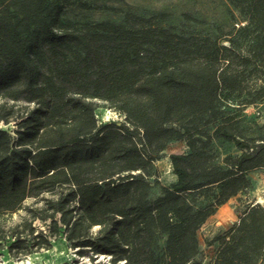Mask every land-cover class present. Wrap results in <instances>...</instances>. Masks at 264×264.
<instances>
[{
  "label": "trees",
  "instance_id": "1",
  "mask_svg": "<svg viewBox=\"0 0 264 264\" xmlns=\"http://www.w3.org/2000/svg\"><path fill=\"white\" fill-rule=\"evenodd\" d=\"M229 1L244 23L223 43L172 30L163 11L78 23L48 0H0V121L13 125L0 127V248L24 256L62 236L66 264H201L197 230L264 166V138L239 118L264 96V0ZM100 105L121 120L98 122ZM217 140L238 151L224 165ZM173 141L175 180L151 181ZM214 240L207 264H264V206Z\"/></svg>",
  "mask_w": 264,
  "mask_h": 264
},
{
  "label": "rangeland",
  "instance_id": "2",
  "mask_svg": "<svg viewBox=\"0 0 264 264\" xmlns=\"http://www.w3.org/2000/svg\"><path fill=\"white\" fill-rule=\"evenodd\" d=\"M56 6L60 17L64 21L83 23L86 21L112 20L125 21L129 14L149 16L152 13L166 12L167 18L162 24L169 26L179 33L197 34L200 36H219L224 41V34L233 26L244 23L239 11L229 0H48ZM98 122L121 120L122 116L104 105L95 110ZM240 128L242 133L256 139L264 138V96L252 104H248L240 111ZM0 127L13 129L11 123ZM184 145L168 144L164 155L154 162V175L151 181L165 184L171 176V167L167 155L171 152H181ZM216 154L215 162L224 165L223 160L228 155H235L238 151L232 143L217 140L213 144ZM252 186L246 191L238 192L234 197L216 209L217 211L208 221L198 229V252L195 259L201 264L209 263L215 254L217 235L228 230L237 220L245 204H261L264 206V166L248 173ZM154 192L156 184L154 183ZM153 192V193H154ZM152 193V194H153ZM201 203V201H200ZM202 204V203H201ZM24 210L20 209L5 216V227L18 222ZM38 229L46 230V223L36 221ZM163 239H160V244ZM76 255L62 236L51 239L49 249H40L24 256H11L5 246L0 248V264H66ZM81 261L89 263L88 258ZM99 256L96 261L105 262ZM105 264V263H104Z\"/></svg>",
  "mask_w": 264,
  "mask_h": 264
},
{
  "label": "crops",
  "instance_id": "3",
  "mask_svg": "<svg viewBox=\"0 0 264 264\" xmlns=\"http://www.w3.org/2000/svg\"><path fill=\"white\" fill-rule=\"evenodd\" d=\"M178 143H179L180 145H182L183 142H180V141H173V142H171V144H178ZM169 144H170V143H169ZM183 145H184V148L181 150V152H183V151L185 150V144L183 143ZM176 153H180V152H176ZM170 167H171V166H170ZM175 178H176L175 176H172V177L169 179V181H168L167 183H165V184H169V183L173 182V181L175 180ZM157 192H158V190L156 191V193H157ZM234 196H235V195H234ZM234 196H232V197H234ZM232 197H230V198H232ZM230 198H229V199H230ZM229 199H228V200H229ZM226 202H227V201H226ZM226 202H225V203H226ZM225 203L221 204L219 207L223 206ZM219 207H218V208H219ZM218 208H217V209H218ZM216 211H217V210H216ZM216 211H215V212H216ZM215 212H214L213 214H211V215L205 220V222H204L200 227H202V226L208 221V219H209L211 216H213V215L215 214ZM197 233H198V230H197ZM197 239H198V234H197ZM198 243H199V240H198Z\"/></svg>",
  "mask_w": 264,
  "mask_h": 264
},
{
  "label": "bare ground",
  "instance_id": "4",
  "mask_svg": "<svg viewBox=\"0 0 264 264\" xmlns=\"http://www.w3.org/2000/svg\"><path fill=\"white\" fill-rule=\"evenodd\" d=\"M171 176H175V174L171 171Z\"/></svg>",
  "mask_w": 264,
  "mask_h": 264
}]
</instances>
